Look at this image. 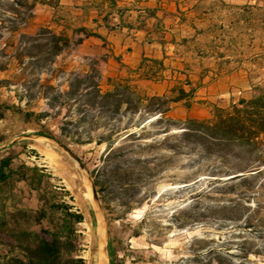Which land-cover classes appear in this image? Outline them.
<instances>
[{"label":"rangeland","instance_id":"obj_1","mask_svg":"<svg viewBox=\"0 0 264 264\" xmlns=\"http://www.w3.org/2000/svg\"><path fill=\"white\" fill-rule=\"evenodd\" d=\"M32 4L33 20L28 14ZM88 4L89 0H0L1 101L14 104L17 94H38L42 85L66 91L72 76L85 77L95 68L103 76L102 88L107 91L108 80L120 75L112 52L131 68L134 86L150 95H162L172 82L187 77L197 88V99L224 109L264 92V0H119V7L131 11L133 18L138 16L137 11L155 8L157 4L163 11L179 7L183 12L199 5L203 15L197 23L198 32L189 25L180 26L169 16L164 20V45L157 41L150 45L144 33L121 32L115 27V17L110 33L98 29L93 24L96 12L85 10ZM11 6H17L18 15L9 14ZM13 20L19 21L20 31L14 37L5 31ZM148 24L151 27L154 22ZM81 28H88L87 33H78ZM41 29L67 37L71 45L54 66L33 73L28 59L16 62L14 50L17 46L24 48L26 41L20 36H35ZM96 31L107 37L106 46L89 39L88 34ZM151 59L163 60L168 71L161 74L147 62L139 70L144 60ZM154 76H158L155 82L146 79ZM161 79L163 84L158 83ZM36 104L34 112H48L43 124L59 137L67 112H51L42 99ZM186 115L183 105L172 113L179 119ZM191 115H197V111ZM35 128L10 115L0 122V138L9 142L18 137L27 142L19 150L25 162L49 176L46 180L54 188L57 201L84 217L77 233L80 246L71 257H78L85 264H99L98 219L85 185L86 179L91 178L69 150L52 139L36 136ZM76 150L93 164L100 161L105 147L89 145ZM162 155L167 156L164 162H157L156 151L149 150L141 156L147 161L148 170L139 180L137 199L142 204L130 208L114 204L116 216L128 224L123 245L111 246L117 251L115 264H264V174L248 182H213L215 179L208 177L212 166L200 165L189 155ZM24 204V210L39 207L38 201L28 196ZM53 219L54 228L60 227L61 215L55 214ZM105 220L109 252L110 235L115 236L118 221ZM21 227L27 229L25 223ZM34 230L43 238L49 237L47 231Z\"/></svg>","mask_w":264,"mask_h":264},{"label":"trees","instance_id":"obj_2","mask_svg":"<svg viewBox=\"0 0 264 264\" xmlns=\"http://www.w3.org/2000/svg\"><path fill=\"white\" fill-rule=\"evenodd\" d=\"M16 7L11 6L9 14L18 15ZM34 9L33 4L28 6L31 20ZM85 10L96 12L93 24L98 29L110 33L111 20L115 17L118 30L144 33L150 45L155 41L164 45V20L167 17L176 19L180 26L189 25L196 33L197 23L203 15L200 6L195 5L188 12L179 7L169 8L161 18L159 14L163 10L157 4L155 8L137 11L138 16L133 18L131 11L119 7V0H89ZM148 21H153V26L150 27ZM9 25L5 31L13 37L18 36L19 21H9ZM87 31L88 28H81L78 33ZM88 35L89 39L99 40L105 46L109 43L100 31ZM20 38L26 43H23L24 48L17 46L14 50L15 60L28 59L33 73L54 66L71 45L67 37L55 35L48 29H41L35 36ZM111 55L120 75L116 80H108L107 91L102 88L103 76L99 70L91 69L85 77L72 76L66 91L42 85L38 94L28 91L17 94L14 104L0 100V122L10 115L19 117L27 125L36 126V136L56 141L80 162L93 181L104 216L109 221H118L115 236L110 235L112 242L108 252L109 263L115 264L117 251L111 246L123 245L128 224L127 220L116 216L114 204L123 208L142 204L137 199L139 180L148 171L145 167L147 161L141 158L143 153L156 151L157 162L167 159L163 152L174 157L189 155L200 165L212 166L208 177L215 179L213 182H223V179L248 182L255 176H263L264 92L224 109L208 100L197 99V88L187 77L172 82L162 95H150L134 86L135 76L122 58L115 52ZM146 62L161 74L168 71L163 60L153 59L144 60L139 70ZM124 70L127 71L122 76ZM155 77L158 76L146 79L155 82L158 79ZM158 83L163 84L164 80H158ZM41 99L46 101L51 112L57 109L58 113L67 112L59 128V137L43 124L50 114L34 112ZM180 105L187 113L183 119L172 116L174 108ZM194 110L197 111L195 116L191 115ZM150 140L151 143H143ZM26 143L18 137L9 142L0 138V264H85L78 257H71L80 246L77 233L84 217L72 213L63 201H57L54 188L46 180L49 176L25 162L19 150L24 149ZM89 145L105 147L99 162L91 164L76 150ZM59 153L69 158L62 151ZM26 196L35 198L39 207L24 210ZM94 213L96 215V211ZM55 214L61 215L60 227L56 228L53 226ZM23 223L27 225L26 230L21 227ZM36 228L47 231L49 237L43 238L34 230Z\"/></svg>","mask_w":264,"mask_h":264},{"label":"bare ground","instance_id":"obj_3","mask_svg":"<svg viewBox=\"0 0 264 264\" xmlns=\"http://www.w3.org/2000/svg\"><path fill=\"white\" fill-rule=\"evenodd\" d=\"M85 185H86L88 196H89L91 202L95 205V209L97 212L96 216L99 219L98 227H97L99 238H100L99 251H98L99 264H109V259H108V254H107L106 220H105L104 214L101 210V207L97 201L93 181L91 179L87 178Z\"/></svg>","mask_w":264,"mask_h":264},{"label":"water","instance_id":"obj_4","mask_svg":"<svg viewBox=\"0 0 264 264\" xmlns=\"http://www.w3.org/2000/svg\"><path fill=\"white\" fill-rule=\"evenodd\" d=\"M73 156V155H72ZM74 157V156H73ZM74 159L76 160V162L78 163V165L80 166V168L84 171V172H86L85 171V169L83 168V166L80 164V162L74 157ZM97 197V196H96ZM97 201H98V199H97ZM99 203V202H98ZM100 205V204H99ZM95 211H96V209H95ZM97 213V212H96ZM98 219V218H97ZM98 222H99V219H98ZM107 254H108V251H107Z\"/></svg>","mask_w":264,"mask_h":264},{"label":"crops","instance_id":"obj_5","mask_svg":"<svg viewBox=\"0 0 264 264\" xmlns=\"http://www.w3.org/2000/svg\"><path fill=\"white\" fill-rule=\"evenodd\" d=\"M159 16L164 18V11H163V14H160ZM165 20H166V19H165ZM106 33H107V32H106ZM135 41H138V39H136Z\"/></svg>","mask_w":264,"mask_h":264}]
</instances>
